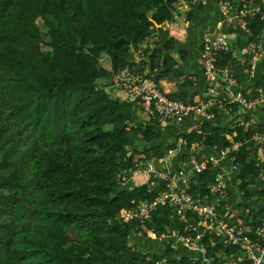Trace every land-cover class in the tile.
I'll return each mask as SVG.
<instances>
[{
  "label": "trees",
  "instance_id": "16d2710c",
  "mask_svg": "<svg viewBox=\"0 0 264 264\" xmlns=\"http://www.w3.org/2000/svg\"><path fill=\"white\" fill-rule=\"evenodd\" d=\"M181 1L197 4L0 0V264H156L164 258L162 264H201L175 250L172 242L152 251L131 243L130 235L142 225L122 221L120 212L159 193L147 184L123 187L122 180L164 155L160 122H137V104L114 97L99 84L100 79L112 82L126 66L137 72L148 69L146 77L156 82L168 75L175 65L165 53L172 40L151 51L145 64H137L134 55L159 25L174 20ZM229 1L235 12L245 5L260 7L258 14L243 19L249 41L264 47V1ZM232 56L233 50L219 53V65L229 66ZM104 58L109 63H102ZM170 81L179 87L167 92L171 98L198 102L181 89L189 87L185 82ZM256 86L264 87V77ZM204 122L202 132L180 134L187 146L202 142L225 148L232 144L227 134L245 142L263 129ZM138 138L145 148H131ZM246 145L234 153L242 179L260 170ZM206 177H199L201 196L208 192ZM148 226L160 235L170 223L159 220ZM181 228L180 235L186 234ZM203 242L214 263L215 250L226 244L217 237L212 246L208 235Z\"/></svg>",
  "mask_w": 264,
  "mask_h": 264
},
{
  "label": "crops",
  "instance_id": "0c3cea01",
  "mask_svg": "<svg viewBox=\"0 0 264 264\" xmlns=\"http://www.w3.org/2000/svg\"><path fill=\"white\" fill-rule=\"evenodd\" d=\"M196 1V0H195ZM197 4H188L184 1L178 6L175 18L159 25L139 49L135 51V62L137 64L148 61L147 55L156 48H163L167 41H173L172 49H166V55L170 56L175 65L168 71V75L157 82V84L166 92L173 94L179 91V87L170 79L176 80L178 84L186 83L189 87H182V90L189 91L193 95L194 101L206 100L211 96L209 92V81L204 74L202 63V48L205 34L222 35L232 44L233 56L229 65L238 79V85L229 84L223 77L217 81L220 92L230 94L241 91L247 96H253L257 93V82L264 77V50L260 53L255 71L251 72L249 58V30L238 17L237 12L232 11L226 15L221 11V0H197ZM239 32V34L237 33ZM240 36V46L237 39ZM163 45V47H161ZM241 47V48H240ZM164 51V49H163ZM144 60V61H143ZM147 68L146 65H142ZM132 69V68H131ZM135 73L142 74L146 77L148 69ZM187 78V79H186ZM185 80V81H184ZM99 84L104 86L114 97L126 100L127 92L116 87L110 80L100 79ZM135 119L145 125H151L153 120L143 110L140 103L134 101ZM235 108V107H234ZM217 117L213 124L216 126L229 125V128L238 123H243L244 130L254 128L264 130V102L255 109L243 112L235 110L228 112L223 108L216 106ZM204 121L196 117H187L177 124H162L160 144L165 148L164 155L155 156L146 161L143 166L122 180L123 187L134 189L141 185H148L149 191L155 195L164 189V185L159 180L152 177L153 172H178L182 174L183 180L180 182L179 189L200 194L205 202H211L216 205L220 217L229 225H239L248 222H261L264 220V137L260 140L252 138L245 141L246 149L251 153V159L255 161L260 170L255 174L247 175L244 179L239 177L240 168H237L232 156L224 148L208 146L204 143H194L182 149L176 156L170 154V150L176 145L177 139L181 133L190 131L202 132ZM232 140L234 134H227ZM159 141V140H158ZM133 147L145 148L146 143L141 139L133 140ZM196 157L199 161L206 162L207 170L201 175L207 176L208 192L201 196V181L199 175L194 172L190 165V159ZM217 177H223L227 182V191L217 192L214 189V182ZM199 188V189H198ZM166 220L170 223L166 237H153L152 231L148 224L155 221ZM141 224L137 231L130 235L131 243L142 250H154L160 245L172 242V247L178 249L183 255H190L193 260L198 261V253L184 247L179 238V231L184 226V232H188L190 225L197 226L203 236L209 237L212 246L215 244L213 224L189 213L186 219H181L178 210L173 207L170 210L167 206H161L155 212L151 222ZM158 234V233H157ZM226 244V243H225ZM181 247L183 250H181ZM230 249V253L228 251ZM217 259L212 264H249L242 251L237 250L228 244L224 249L215 250ZM199 262V261H198Z\"/></svg>",
  "mask_w": 264,
  "mask_h": 264
},
{
  "label": "built area",
  "instance_id": "2783aa9c",
  "mask_svg": "<svg viewBox=\"0 0 264 264\" xmlns=\"http://www.w3.org/2000/svg\"><path fill=\"white\" fill-rule=\"evenodd\" d=\"M220 8L224 14L229 15L234 10V5L231 1L224 0L221 1ZM259 10V6L252 10L245 5L239 12L237 11V14L241 22L246 25L243 17L248 14H258ZM262 16L264 18L263 14ZM231 50L232 44L224 36L205 34L202 63L204 74L209 81L211 96L196 103H184L181 100L171 98L154 79L135 73L128 66L113 75L112 84L123 88L128 94V99L139 102L152 120H158L162 124H177L191 116L200 121H214L217 117L216 106L228 112L235 110L248 112L264 102V87H258L257 93L253 96H247L241 91L226 94L218 89L217 81L219 77H223L231 85H238V79L230 66H220L218 62L219 53H228ZM262 50H264V47L261 43L250 42L249 58L252 73L256 69ZM242 124L235 125L243 126ZM262 137H264V130L257 131L252 136L256 140H260ZM178 138L176 145L170 150V154L174 156L187 147L184 136L180 135ZM243 143L232 139V144L224 149L235 160L234 153L240 150ZM190 165L196 173L204 172L207 166L206 162L199 161L196 157L190 159ZM152 177L162 182L164 189L155 198L140 201L134 207L123 209L119 214L122 221L126 223L137 221L140 224H146L152 220L154 213L160 206L172 205L178 210L181 219H186L189 213H194L197 217L212 223L214 234L218 238L225 236V243L242 251L250 264H264V220L258 223L248 222L229 225L220 217L216 205L207 204L200 196H194L189 191L179 189L180 182L183 180L181 173L153 172ZM213 187L217 192L225 193L227 182L223 177H217ZM188 230L186 234L180 235L179 233L178 235L182 245L197 252L198 257L196 259L201 264H212L209 249L203 242L205 238L203 233H200L195 225H190ZM152 236L166 237L165 233L159 235L155 231H152ZM165 261L164 258L156 264H162Z\"/></svg>",
  "mask_w": 264,
  "mask_h": 264
},
{
  "label": "water",
  "instance_id": "95a60500",
  "mask_svg": "<svg viewBox=\"0 0 264 264\" xmlns=\"http://www.w3.org/2000/svg\"><path fill=\"white\" fill-rule=\"evenodd\" d=\"M246 1H248V0H246ZM263 35H264V33H263ZM202 173H203V172H200V173L197 172L196 174H197V175H200V174H202ZM204 201H206V200H204ZM206 203H207V204H211V202H209V201L206 202ZM221 243H225V236H222V237H221Z\"/></svg>",
  "mask_w": 264,
  "mask_h": 264
},
{
  "label": "rangeland",
  "instance_id": "374dc122",
  "mask_svg": "<svg viewBox=\"0 0 264 264\" xmlns=\"http://www.w3.org/2000/svg\"><path fill=\"white\" fill-rule=\"evenodd\" d=\"M102 63H104V64L106 63L107 64L109 62H108V60L106 58H104L103 61H102Z\"/></svg>",
  "mask_w": 264,
  "mask_h": 264
},
{
  "label": "clouds",
  "instance_id": "9594fccd",
  "mask_svg": "<svg viewBox=\"0 0 264 264\" xmlns=\"http://www.w3.org/2000/svg\"><path fill=\"white\" fill-rule=\"evenodd\" d=\"M251 1V0H250ZM231 52V51H230Z\"/></svg>",
  "mask_w": 264,
  "mask_h": 264
}]
</instances>
